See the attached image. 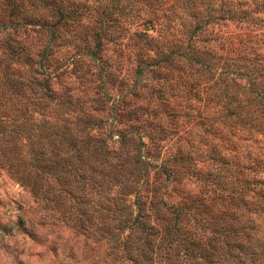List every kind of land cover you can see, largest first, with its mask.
Listing matches in <instances>:
<instances>
[{
    "label": "trees",
    "instance_id": "16d2710c",
    "mask_svg": "<svg viewBox=\"0 0 264 264\" xmlns=\"http://www.w3.org/2000/svg\"><path fill=\"white\" fill-rule=\"evenodd\" d=\"M262 15L264 0H0V153L53 219L103 244L89 264H264V154L232 140L264 134ZM219 23L243 32L207 46ZM127 41L139 112L110 101L102 75L103 53L118 64ZM69 62L78 81L96 67L88 104L62 85ZM14 224L29 237L43 226Z\"/></svg>",
    "mask_w": 264,
    "mask_h": 264
},
{
    "label": "rangeland",
    "instance_id": "374dc122",
    "mask_svg": "<svg viewBox=\"0 0 264 264\" xmlns=\"http://www.w3.org/2000/svg\"><path fill=\"white\" fill-rule=\"evenodd\" d=\"M261 18L264 20V15H262ZM178 22H171L170 25L176 26ZM236 31L243 32L240 29H234L230 23H219L213 26L211 30L207 29L201 34L208 37L205 44H207V46H212L213 43L210 38H213L214 34L220 38L218 40H224L225 36ZM145 32L150 36L155 35V31L148 27ZM254 39H256V37H252V41ZM258 41L261 40L259 39ZM262 42H264V40H262ZM131 43V41L126 42L128 48L126 47L122 50V60L118 64L114 63L112 60L115 59V53H113L111 48H108L103 53L101 58L102 60H106L108 65L104 66L102 75L104 79H106L107 76L112 77L113 83L106 84L105 87L110 96V101L122 96L124 99L129 98L130 107L137 108L138 106H143L145 102L132 98L130 86L133 69L130 67H134L132 65L133 59L132 56L129 55V61L126 62L123 57L126 49H132ZM70 51L71 50H69L67 54H69ZM216 51L220 53V50ZM260 52V56L264 59V46L260 47ZM221 54L223 55L222 51ZM80 71L81 68L71 65L69 62L64 73L68 74V76L65 80H62V85L69 88L73 93H80V95H82L81 98L88 104L85 98L92 96V87H96L97 85L96 79L98 73L96 72V67L89 66V71H92L93 75H90V73L83 74V78H81L82 81H78L79 78L76 77L75 79L74 74L77 72V75H80ZM160 76L161 70L158 71L155 67H150L144 70L141 77L142 81H146L148 85L152 86L155 80L161 79ZM171 82H173V80H171ZM155 103V101H151L148 104V109L154 106ZM167 106V110H171L170 103ZM157 110L160 111V108H157ZM136 111L139 112L140 108L138 107ZM178 120L181 123L182 118L180 117ZM1 126L2 124L0 127ZM118 127L121 126L119 125ZM1 134L5 133L0 131V135ZM239 134L240 133L237 132L236 135H233L232 140L242 147V153H245L244 150L248 149L250 153L264 154V134L258 132L252 133L250 137H246L245 139L242 138L243 135L238 137ZM141 139L146 141L145 136ZM22 141L21 138L15 140V145L21 149V152L24 150ZM220 150V153H229L224 148ZM159 156L161 157V155ZM7 162L8 161H5L3 153H0V264H19V260L21 261L20 264H61L60 261L64 259L63 254L66 253L68 249L71 250L73 256L78 259L81 264H89L91 260L101 261L105 258V250L102 243L74 231L58 219H53L52 211L43 208L41 204L32 197L27 187L19 184L15 178L11 176V169L9 170L7 167ZM197 166H200L202 171L209 168L208 164L205 165L201 162L198 163ZM184 188L193 192L197 189V186H194V182H188L184 184ZM17 213H21L24 218L30 219L34 223L38 220H42L43 226L39 227V225H36L34 236L29 237L24 235L20 230L16 229V225L14 224ZM4 225L12 227L10 231L11 234H3L1 232V228ZM53 244L58 247L56 256L53 254Z\"/></svg>",
    "mask_w": 264,
    "mask_h": 264
},
{
    "label": "water",
    "instance_id": "95a60500",
    "mask_svg": "<svg viewBox=\"0 0 264 264\" xmlns=\"http://www.w3.org/2000/svg\"><path fill=\"white\" fill-rule=\"evenodd\" d=\"M146 29H147V26H145V25L141 27V30H143V31H145Z\"/></svg>",
    "mask_w": 264,
    "mask_h": 264
}]
</instances>
